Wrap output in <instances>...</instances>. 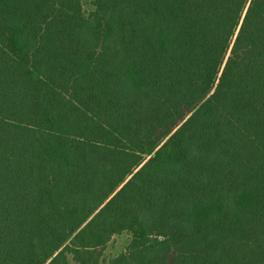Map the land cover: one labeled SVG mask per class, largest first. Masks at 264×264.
Segmentation results:
<instances>
[{
    "label": "trees",
    "instance_id": "obj_1",
    "mask_svg": "<svg viewBox=\"0 0 264 264\" xmlns=\"http://www.w3.org/2000/svg\"><path fill=\"white\" fill-rule=\"evenodd\" d=\"M0 0V264H264V0Z\"/></svg>",
    "mask_w": 264,
    "mask_h": 264
},
{
    "label": "rangeland",
    "instance_id": "obj_2",
    "mask_svg": "<svg viewBox=\"0 0 264 264\" xmlns=\"http://www.w3.org/2000/svg\"><path fill=\"white\" fill-rule=\"evenodd\" d=\"M86 13L93 9V0H81ZM130 240V234L126 231L114 234L102 250L100 264H109L110 260L122 253ZM69 264H76L70 257Z\"/></svg>",
    "mask_w": 264,
    "mask_h": 264
}]
</instances>
